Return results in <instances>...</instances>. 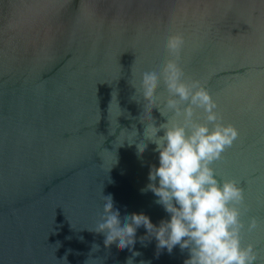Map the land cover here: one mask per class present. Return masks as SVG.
I'll list each match as a JSON object with an SVG mask.
<instances>
[{
  "label": "water",
  "instance_id": "obj_1",
  "mask_svg": "<svg viewBox=\"0 0 264 264\" xmlns=\"http://www.w3.org/2000/svg\"><path fill=\"white\" fill-rule=\"evenodd\" d=\"M176 31L185 79L206 82L239 129L213 166L241 182L243 242L264 264V0H0V264H126L132 251L91 229L103 192L121 215L170 218L142 191L155 144L138 155L118 135L147 122L130 116L142 103L130 97L131 66L163 64ZM157 91L168 94L163 82ZM146 233L138 227L136 264H184L187 249L157 255Z\"/></svg>",
  "mask_w": 264,
  "mask_h": 264
},
{
  "label": "clouds",
  "instance_id": "obj_2",
  "mask_svg": "<svg viewBox=\"0 0 264 264\" xmlns=\"http://www.w3.org/2000/svg\"><path fill=\"white\" fill-rule=\"evenodd\" d=\"M185 41L182 31L171 33L164 41L169 58L163 64L131 66L130 76L138 74V79L129 80L133 88L130 97L142 103L139 111L130 116L147 117V122L142 130L132 124L121 128L118 135L123 133L119 144L134 143L138 155L149 142L155 144L159 164L150 166L149 183L142 191L151 190L170 218L161 219L157 225L144 212L121 215L120 204L107 191L103 192L91 229L101 231L106 242L115 239L120 247L129 248L132 255L126 264H136L134 257L141 255L134 248L141 225L147 229V236L156 238L157 255L165 248L171 252L179 245L189 252L184 264H257L256 244L243 242L245 221L241 217L246 206L241 182L222 176L213 166L225 149L234 144L239 129L224 121L206 82L185 79L180 63ZM161 82L167 89L166 96L157 91ZM154 107L166 117L160 123L153 116ZM198 109L203 110L202 114ZM258 223L256 217H251L248 230L255 229ZM98 247L99 243L93 241L92 250ZM139 264L150 261L141 260Z\"/></svg>",
  "mask_w": 264,
  "mask_h": 264
}]
</instances>
